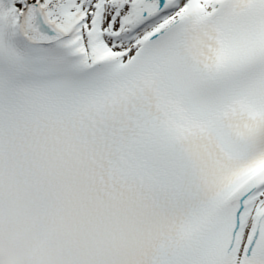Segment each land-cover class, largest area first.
<instances>
[{
  "label": "snow or ice",
  "instance_id": "6c2138e0",
  "mask_svg": "<svg viewBox=\"0 0 264 264\" xmlns=\"http://www.w3.org/2000/svg\"><path fill=\"white\" fill-rule=\"evenodd\" d=\"M0 264H264V0H0Z\"/></svg>",
  "mask_w": 264,
  "mask_h": 264
}]
</instances>
